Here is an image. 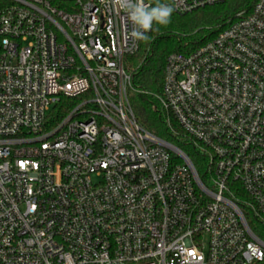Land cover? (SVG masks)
I'll list each match as a JSON object with an SVG mask.
<instances>
[{
  "label": "built area",
  "instance_id": "1",
  "mask_svg": "<svg viewBox=\"0 0 264 264\" xmlns=\"http://www.w3.org/2000/svg\"><path fill=\"white\" fill-rule=\"evenodd\" d=\"M138 2L0 0V264H264V0L166 56L169 140L133 104Z\"/></svg>",
  "mask_w": 264,
  "mask_h": 264
},
{
  "label": "trees",
  "instance_id": "2",
  "mask_svg": "<svg viewBox=\"0 0 264 264\" xmlns=\"http://www.w3.org/2000/svg\"><path fill=\"white\" fill-rule=\"evenodd\" d=\"M248 1L230 0L221 5L184 15L172 13L167 25L153 23L151 31L146 35L147 39H143L134 57V60L138 59L142 62L132 70L131 74L134 87L143 92L133 98L134 107L138 113H145L147 119H151L149 128L151 132L161 138H166L168 135L161 124V119L149 111V96L145 94L159 91L166 56L173 52L188 53L211 39L227 25L236 11L249 8V5H244Z\"/></svg>",
  "mask_w": 264,
  "mask_h": 264
},
{
  "label": "clouds",
  "instance_id": "3",
  "mask_svg": "<svg viewBox=\"0 0 264 264\" xmlns=\"http://www.w3.org/2000/svg\"><path fill=\"white\" fill-rule=\"evenodd\" d=\"M130 17L136 29L133 31V37L137 39H147L145 33L152 29L153 23L167 25L170 22L172 7L167 4L157 3L155 7H147L143 0L136 4H130Z\"/></svg>",
  "mask_w": 264,
  "mask_h": 264
},
{
  "label": "rangeland",
  "instance_id": "4",
  "mask_svg": "<svg viewBox=\"0 0 264 264\" xmlns=\"http://www.w3.org/2000/svg\"><path fill=\"white\" fill-rule=\"evenodd\" d=\"M134 62H135L136 65H138L139 62H140V60L135 59ZM138 118H139L140 122L143 124V126L149 130L150 125H151V119H147V116L146 115H143V114L142 115H139L138 114ZM164 139L169 140L168 137H166Z\"/></svg>",
  "mask_w": 264,
  "mask_h": 264
}]
</instances>
